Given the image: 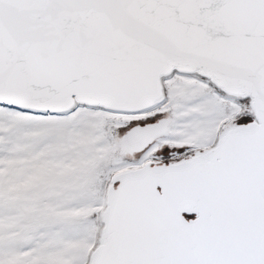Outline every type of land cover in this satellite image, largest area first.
Wrapping results in <instances>:
<instances>
[{
    "label": "snow or ice",
    "instance_id": "obj_1",
    "mask_svg": "<svg viewBox=\"0 0 264 264\" xmlns=\"http://www.w3.org/2000/svg\"><path fill=\"white\" fill-rule=\"evenodd\" d=\"M0 264H264V0H0Z\"/></svg>",
    "mask_w": 264,
    "mask_h": 264
}]
</instances>
